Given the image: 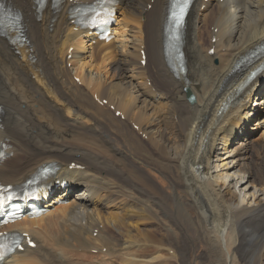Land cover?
<instances>
[{"label":"bare ground","instance_id":"bare-ground-1","mask_svg":"<svg viewBox=\"0 0 264 264\" xmlns=\"http://www.w3.org/2000/svg\"><path fill=\"white\" fill-rule=\"evenodd\" d=\"M7 1L26 42L0 37V183L57 171L49 211L0 228L35 242L3 264H264V56L242 70L264 0H194L184 72L165 56L169 0H119L109 42L73 23L91 0Z\"/></svg>","mask_w":264,"mask_h":264},{"label":"snow or ice","instance_id":"snow-or-ice-1","mask_svg":"<svg viewBox=\"0 0 264 264\" xmlns=\"http://www.w3.org/2000/svg\"><path fill=\"white\" fill-rule=\"evenodd\" d=\"M186 4H187V0H183V2H181V0H175L174 3L175 10L173 11V18L175 20L177 27H179L183 22V16H184ZM93 22H95L94 18H93ZM9 199H11L10 193L7 196H5L3 192H0V207H2Z\"/></svg>","mask_w":264,"mask_h":264},{"label":"rangeland","instance_id":"rangeland-1","mask_svg":"<svg viewBox=\"0 0 264 264\" xmlns=\"http://www.w3.org/2000/svg\"><path fill=\"white\" fill-rule=\"evenodd\" d=\"M149 8V7H148ZM203 27V26H202ZM202 27H201V29H200V33L202 32ZM251 134H250V136H248V138H249V140H250V144H248V148H247V150L251 153V156H255L256 157V154L257 153H259V151L257 150V152L255 151V149H256V147L259 149L260 148V145H259V143L261 142V140H258V137H259V134L261 133V130H258V129H253V130H251V132H250ZM248 140V141H249ZM253 141V142H252ZM256 141H258V143L256 142ZM256 142V144H254ZM251 144H254V146H256V147H252V148H250L249 149V145H251ZM253 150V151H252ZM255 151V152H254ZM248 152V153H249ZM254 154V155H253ZM258 155V154H257ZM260 159V160H259ZM254 160L255 161H257V163H261V158L258 156V158L256 157V158H254ZM259 160V161H258ZM117 235V234H116ZM93 252H94V250H92ZM174 258V257H173ZM112 263H114V264H122V263H120V262H117V261H114V259H112V261H111V264Z\"/></svg>","mask_w":264,"mask_h":264}]
</instances>
